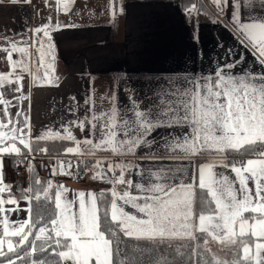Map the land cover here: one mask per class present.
Here are the masks:
<instances>
[{"label": "snow or ice", "instance_id": "snow-or-ice-1", "mask_svg": "<svg viewBox=\"0 0 264 264\" xmlns=\"http://www.w3.org/2000/svg\"><path fill=\"white\" fill-rule=\"evenodd\" d=\"M73 3L55 0L58 16L70 14ZM211 4L216 12L206 14L230 29L252 62L229 47L213 70L154 79L143 98L134 77L120 73L128 103H119L118 89L99 112L87 74L84 117L35 136L25 75L34 86H59L53 34L82 25L49 16L18 33L23 41L2 37L9 70L0 71V264H264V0ZM110 7L117 24L123 0ZM202 8L189 0L184 13L191 19ZM74 127L88 134L78 139ZM161 129L168 131L153 136ZM50 141L71 142L63 152L76 159L55 158L51 178L41 179L34 161ZM140 149L148 151L137 157ZM5 157L26 166L27 186L14 191L6 182ZM138 159L170 163L144 168ZM89 173L110 187L77 191L55 180ZM20 211L26 217L11 220Z\"/></svg>", "mask_w": 264, "mask_h": 264}, {"label": "crops", "instance_id": "crops-1", "mask_svg": "<svg viewBox=\"0 0 264 264\" xmlns=\"http://www.w3.org/2000/svg\"><path fill=\"white\" fill-rule=\"evenodd\" d=\"M191 2L203 5V8L198 16L193 15L189 19L184 13L189 0H123L125 12L118 14V23L113 24L110 7L112 0H74L70 14L60 13L59 16L55 11V0H32L31 4L23 3V0L17 4L4 0L0 4V44L4 36L18 41L27 39L17 34L23 33L28 27L35 28L46 23L49 16L53 21L58 17L64 22L72 21L82 25L77 29H64L53 34L57 45L55 75L59 77V86H34L25 75L24 91L26 94L31 92L33 136L49 127L60 129L61 124L84 117L87 107L83 101L90 87L87 74L94 77L91 88L99 112L109 108L104 97L118 89L119 103H128L127 95L122 90L124 85L117 79L120 73L134 77L132 86L139 89V98H143L155 87L152 82L154 79L161 81V78L167 79L172 75L213 70L218 58H225L220 59L219 63L226 62L229 47L244 51L246 60L253 61L234 39L230 29L221 23H213L212 17L206 14L216 12L211 0ZM221 20L223 24L229 23L228 17H221ZM197 34L198 43L194 41ZM4 56L0 52V71H5L3 67H7ZM13 58H19V54L14 53ZM73 95L76 102L70 99ZM28 103L25 101V108ZM167 131L158 130L153 136L163 135ZM73 133L78 139H83L88 130L86 127L81 132L74 127ZM64 142L74 146L71 142ZM146 151L138 150L137 157H142ZM58 156L66 160L76 159L72 154L63 153ZM99 157L112 158L109 153H98ZM13 159L5 157V167ZM137 162L144 168L167 167L170 163L166 161L161 165L159 161L147 159H138ZM90 175L75 180L65 176L59 182L77 191L98 192L110 187L92 181ZM132 178L138 179L134 174ZM22 203L21 208H25V203ZM14 214H11L13 221ZM22 214L24 216L19 219L26 217V212Z\"/></svg>", "mask_w": 264, "mask_h": 264}, {"label": "built area", "instance_id": "built-area-1", "mask_svg": "<svg viewBox=\"0 0 264 264\" xmlns=\"http://www.w3.org/2000/svg\"><path fill=\"white\" fill-rule=\"evenodd\" d=\"M55 158H60L58 155H36L34 164L37 173L42 179L51 178V165L52 161ZM63 158V157H62ZM61 159V158H60ZM6 173V182L14 185H17L18 182H21L24 186L28 185L29 182V173L25 167H18L15 163H11L5 167ZM60 176L55 177V180L58 181Z\"/></svg>", "mask_w": 264, "mask_h": 264}, {"label": "trees", "instance_id": "trees-1", "mask_svg": "<svg viewBox=\"0 0 264 264\" xmlns=\"http://www.w3.org/2000/svg\"><path fill=\"white\" fill-rule=\"evenodd\" d=\"M69 146L66 142H60V141H54V142H47V147L49 148V152L47 154H63V149L65 147ZM14 163V159H13ZM17 185H20L23 187L21 182H18Z\"/></svg>", "mask_w": 264, "mask_h": 264}, {"label": "rangeland", "instance_id": "rangeland-1", "mask_svg": "<svg viewBox=\"0 0 264 264\" xmlns=\"http://www.w3.org/2000/svg\"><path fill=\"white\" fill-rule=\"evenodd\" d=\"M4 69H5V71H6V69L7 70H9L8 69V66L5 68V67H3ZM29 183V182H28ZM23 204V203H22ZM24 206L26 207V205L24 204ZM9 207H11V206H9ZM22 212H24V211H20L18 214L17 213H15L14 214V217H15V220H17L18 218H21V217H23L24 215L22 214ZM26 216V215H25Z\"/></svg>", "mask_w": 264, "mask_h": 264}]
</instances>
